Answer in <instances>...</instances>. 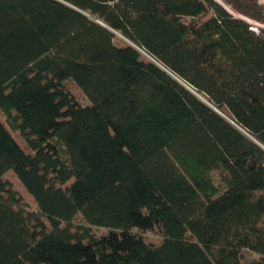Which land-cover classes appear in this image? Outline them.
I'll return each mask as SVG.
<instances>
[{
    "label": "trees",
    "instance_id": "16d2710c",
    "mask_svg": "<svg viewBox=\"0 0 264 264\" xmlns=\"http://www.w3.org/2000/svg\"><path fill=\"white\" fill-rule=\"evenodd\" d=\"M261 2L0 0V264H264Z\"/></svg>",
    "mask_w": 264,
    "mask_h": 264
},
{
    "label": "rangeland",
    "instance_id": "374dc122",
    "mask_svg": "<svg viewBox=\"0 0 264 264\" xmlns=\"http://www.w3.org/2000/svg\"><path fill=\"white\" fill-rule=\"evenodd\" d=\"M262 4H264V0H262L261 2ZM234 17L236 18H241L239 15L237 14H233ZM244 20H246L250 25H252L253 29H260V28H264V24H260V23H257L255 21H252V20H249V19H246V18H243ZM120 37V36H118ZM119 44L120 41H119ZM146 56V55H145ZM70 85V88L71 90L81 99V101H84L85 99L83 97L80 96L79 92L75 89V87L72 85V84H69ZM2 121H5V116L2 115ZM13 136L15 137V139L18 141H21L23 143V140L21 138V136L19 135V133L17 131H13ZM7 178V180L10 181V183L12 184V186L18 191V193L21 195V197L23 198V200L25 201V203L31 208V209H35V204L31 198V196L27 195L23 186L21 185V183L18 181V179L13 175L12 172H9L7 173V175L5 176ZM103 230H99L98 233H102ZM148 241H157L158 240V237L155 236L154 234H147L146 235Z\"/></svg>",
    "mask_w": 264,
    "mask_h": 264
}]
</instances>
